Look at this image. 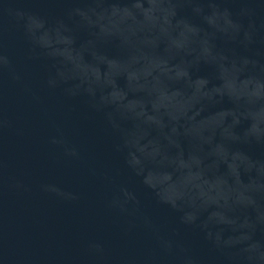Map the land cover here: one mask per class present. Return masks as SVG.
Wrapping results in <instances>:
<instances>
[{"label":"water","instance_id":"obj_1","mask_svg":"<svg viewBox=\"0 0 264 264\" xmlns=\"http://www.w3.org/2000/svg\"><path fill=\"white\" fill-rule=\"evenodd\" d=\"M0 264H264V0H0Z\"/></svg>","mask_w":264,"mask_h":264}]
</instances>
